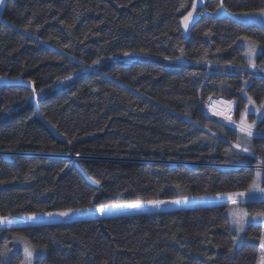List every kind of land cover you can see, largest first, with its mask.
I'll return each mask as SVG.
<instances>
[{
    "label": "trees",
    "instance_id": "obj_1",
    "mask_svg": "<svg viewBox=\"0 0 264 264\" xmlns=\"http://www.w3.org/2000/svg\"><path fill=\"white\" fill-rule=\"evenodd\" d=\"M193 2L7 1L0 78H22L37 102L29 87L0 88V115L12 111L0 121V217L150 200L184 206L0 229V264H23L20 239L45 250L34 264H261L264 223L240 240L228 206L209 203L248 191L264 167V109L255 111L264 103V70L248 67L242 44L247 37L261 45L264 67L257 15L264 0H223L229 13L254 15L261 25L216 18L220 0H208L186 38L181 21ZM123 53L170 60L77 76ZM212 99L235 104V124L209 114ZM245 110L251 140L236 127ZM250 198L240 206L264 221V200ZM201 200L207 206L192 207Z\"/></svg>",
    "mask_w": 264,
    "mask_h": 264
},
{
    "label": "rangeland",
    "instance_id": "obj_2",
    "mask_svg": "<svg viewBox=\"0 0 264 264\" xmlns=\"http://www.w3.org/2000/svg\"><path fill=\"white\" fill-rule=\"evenodd\" d=\"M208 0H202V2H199V0H196L197 2V8L196 11L193 13V18H192V22L189 24L188 26V30L185 31L184 27L181 23L182 26V31H183V35L184 37H188L190 30L192 28V26L194 25V23L198 20V18L200 17L199 14V10L200 9H204L206 2ZM2 10V6H0V13ZM212 16L216 17V18H231L236 20L237 22H240L242 24L245 25H251V24H258L261 25V23L259 22V19L257 17H255L254 15H250V14H231L229 13L223 6V8H219L216 10V12H214L212 14ZM249 42H252L251 40H243L242 44L246 49V53L248 52V47H249ZM255 42V41H254ZM255 54L252 57V60L254 61L256 67L253 68L249 65V57L246 56V62L248 64V67L252 70H264V67H260L258 65V57L261 54L262 48L261 45L257 42H255ZM155 59H162V60H170L167 58H163V57H159V56H154L152 54H148V53H129V55L125 56L124 53L123 54H116L113 55L109 58H106L98 63H95L93 65H84L83 69L77 74L78 75H83L86 73H90V72H94V73H100V68L102 66H109L112 64H124V65H130L132 63H145V62H149L151 60H155ZM195 63H199V62H195ZM228 69H234V68H241V66H234V65H226ZM68 80V79H66ZM54 89V88H53ZM48 92L44 91V95L47 94ZM213 102H217L219 105H221V107H223L221 110V112L223 113L222 115H217L214 113H218V111L214 110V108H212L211 110V104ZM229 100L227 99H212L209 101V114L230 122L229 120L225 119L224 116L225 115H231V120L233 121L234 115H235V111H236V106L234 103L231 102V104H229ZM207 107V108H208ZM10 113H12V111H10L8 114H3L0 115V121L3 120L7 115H9ZM247 153H251V152H247ZM252 154V153H251ZM260 170H264V167H261ZM264 181V175L262 174V178L260 180V183L262 185ZM248 191H246L245 193H247ZM259 195L260 197H256L255 199L250 198L248 202H256V201H261L264 200V194H259L257 193L256 196ZM250 195L245 196V197H241V198H237V203L234 205L232 203L229 202V200L226 201H217L214 203H209V205H218V206H228V217L230 219L231 225L233 230L237 233L238 238L240 240H242L246 234H247V230L251 225H259V224H263L264 221L262 219H260L259 217H252L246 210L245 208H243L242 206H240L245 200H247L249 198ZM184 205H182L181 203L176 204V203H172V202H166V203H162L159 205V207H153L152 205L148 204V203H143L142 207L139 209H132V208H128V207H123V208H104L105 209V214L101 215L99 212H96L95 210H93L92 212H88V211H77L74 212V214L69 217V218H65V217H61V216H57V215H53V216H35V219H30V217H19V218H12V225L11 227H8L6 224H2L0 225V229H4V230H11V229H15V228H24V227H28V226H37V225H43L46 223H65V222H71V221H77V220H89L92 218H96V217H100V218H108V217H112V216H122V215H128V214H139V213H146V212H150L151 210H155L156 212L161 211L165 208H178V207H182ZM207 206V204H205V201H199V203L192 205L193 208L196 207H205ZM233 211H237L239 213H246L245 219H244V230L240 231V228L238 225H236L235 223H233V215L232 212ZM25 244H27L29 247L34 249V255H33V260H32V264L35 263V261L37 260L38 257L42 256L44 254V249L42 248H37L35 246H33L32 244H30L26 239H20L16 242V248L17 250H19L22 255H23V264H25V257H24V253H23V248L25 246Z\"/></svg>",
    "mask_w": 264,
    "mask_h": 264
},
{
    "label": "snow or ice",
    "instance_id": "obj_3",
    "mask_svg": "<svg viewBox=\"0 0 264 264\" xmlns=\"http://www.w3.org/2000/svg\"><path fill=\"white\" fill-rule=\"evenodd\" d=\"M199 2H202V0H199ZM5 3V0H0V6H3ZM185 5H181V7H184ZM220 7L223 8V0H220ZM197 8V2L196 0H194L193 4L191 5V11H189L187 13L186 16L183 17L181 23L184 27V30L187 31L188 30V26L189 24L192 22V18H193V13L196 11ZM245 15H247V13H245ZM257 15H259L261 18H264V9H261ZM27 29H25L26 31ZM244 39H247V37H245ZM255 42H249V47H248V52L245 53L246 56L249 57V65L253 68L256 67L254 61L252 60V57L255 54ZM125 56L129 55V53H124ZM98 63V61H97ZM72 77H67V79H71ZM247 83V82H245ZM249 103L255 105V101L252 100L251 97L248 98ZM229 104H231V102H229ZM261 109H264V103H261L259 106L255 107V111L259 112L261 111ZM246 112L247 110H245L244 112L240 113L239 116V123L236 124V127L239 128L240 132L243 134V137L247 138L248 140H251V138L254 135L253 129L255 127L254 124H249L246 120ZM217 114V113H214ZM225 119L229 120L231 123H236L235 121L231 120V115H225L224 116ZM235 147L239 148L240 150H242L243 152L247 153L249 152V148L248 147H241L240 144H236L234 145ZM260 165H264V160L260 161ZM255 177L256 179L253 180V182L251 183V185L248 188V192H237V193H228L225 194L228 197V200L230 203L232 204H236L237 203V198H241V197H245L248 195H251V197L253 199L256 198V194H264V186H261L260 180L262 178V172L260 170V168L258 167L257 170L255 171ZM186 199V198H185ZM148 204L152 205L153 207H159L160 204L164 203L163 201H159V200H150L147 202ZM172 203H176L179 204L180 200H175L172 201ZM143 202H137V203H133V204H127V205H112L110 207L112 208H123V207H128V208H132V209H139L142 207ZM75 211H88V212H92L93 209H77ZM96 212H99L101 215L105 214V209L103 207L101 208H97L95 209ZM74 214V210L72 209H68L66 211H61L58 213H55V215L57 216H61V217H65V218H69ZM48 216H53V213H47ZM232 215L234 217L233 219V223H235L236 225L239 226L240 231L244 230V219L246 216V213H239L237 211H233ZM262 216H264V213H261ZM30 219H35V216L30 217ZM2 224H6L8 227H11L12 225V218L10 217H0V225ZM260 248L262 250H264V236H262L260 238ZM23 253H24V257H25V264H32V260H33V255H34V249L29 247L27 244H25L24 248H23ZM2 254V253H0ZM261 264H264V251H262L261 253Z\"/></svg>",
    "mask_w": 264,
    "mask_h": 264
},
{
    "label": "water",
    "instance_id": "obj_4",
    "mask_svg": "<svg viewBox=\"0 0 264 264\" xmlns=\"http://www.w3.org/2000/svg\"><path fill=\"white\" fill-rule=\"evenodd\" d=\"M7 1L8 0H5V3L2 6V10H1V13H0V24H1V22L3 20V17H4ZM11 86H26V87H29L31 89V91L33 92V104L36 105L37 94H36L35 89H34V87L32 85L24 83L22 78L19 79L18 81H10L9 79H1L0 78V88L1 89L4 88V87H11ZM207 110L209 111V107L207 108ZM37 116H38L39 119H41L43 121V119L40 117L38 109H37ZM233 121H235V120H233ZM82 173H83V171H82ZM83 175H84V173H83Z\"/></svg>",
    "mask_w": 264,
    "mask_h": 264
},
{
    "label": "bare ground",
    "instance_id": "obj_5",
    "mask_svg": "<svg viewBox=\"0 0 264 264\" xmlns=\"http://www.w3.org/2000/svg\"><path fill=\"white\" fill-rule=\"evenodd\" d=\"M212 108H214V110H216V111H218V113H217V115H222L223 113L221 112V110H223L222 108L223 107H221V105H219L217 102H213L212 104H211V110H212Z\"/></svg>",
    "mask_w": 264,
    "mask_h": 264
}]
</instances>
